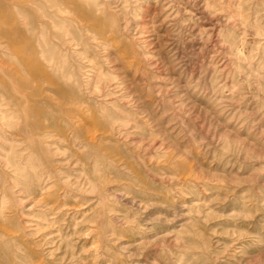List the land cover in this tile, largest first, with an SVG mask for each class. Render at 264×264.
Instances as JSON below:
<instances>
[{
  "label": "rangeland",
  "instance_id": "374dc122",
  "mask_svg": "<svg viewBox=\"0 0 264 264\" xmlns=\"http://www.w3.org/2000/svg\"><path fill=\"white\" fill-rule=\"evenodd\" d=\"M0 264H264V0H0Z\"/></svg>",
  "mask_w": 264,
  "mask_h": 264
}]
</instances>
